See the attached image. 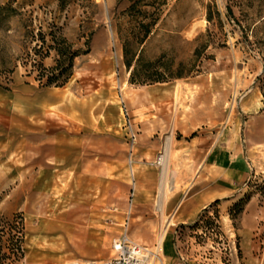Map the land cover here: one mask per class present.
Wrapping results in <instances>:
<instances>
[{
    "label": "rangeland",
    "instance_id": "374dc122",
    "mask_svg": "<svg viewBox=\"0 0 264 264\" xmlns=\"http://www.w3.org/2000/svg\"><path fill=\"white\" fill-rule=\"evenodd\" d=\"M9 1L23 8L0 15V224H22L17 264L107 260L123 234L163 264H264V0H169L144 57L199 71L145 85L122 60L125 0ZM52 21L77 48L91 32L90 51L65 85L39 87L29 31ZM239 150L252 174L233 186Z\"/></svg>",
    "mask_w": 264,
    "mask_h": 264
},
{
    "label": "trees",
    "instance_id": "16d2710c",
    "mask_svg": "<svg viewBox=\"0 0 264 264\" xmlns=\"http://www.w3.org/2000/svg\"><path fill=\"white\" fill-rule=\"evenodd\" d=\"M58 11H62L69 2L77 0H55ZM92 7H97L93 0H88ZM117 2L120 0H116ZM126 7L118 13V18L125 19L126 26H117V36L121 42L122 60L129 72L128 81L131 84L145 85L168 82L173 79L188 77L199 70L194 64L184 69L180 62L174 68V60L166 58L165 54L148 60L144 57V43L151 35L155 25L160 20L164 6L169 0H125ZM23 6L12 7L11 2L0 5V15H18ZM209 20V17H208ZM30 39L35 41L32 47L31 71L39 87H62L73 74L74 61L82 54L90 51L91 32L83 45L85 49L75 47L63 33V26L54 21L48 23L47 30L41 26L36 33L29 31ZM203 46L193 51L197 59ZM52 56V64L45 66L43 60ZM218 200H215L217 202ZM22 224L12 226L0 224V264H17L23 257Z\"/></svg>",
    "mask_w": 264,
    "mask_h": 264
},
{
    "label": "built area",
    "instance_id": "2783aa9c",
    "mask_svg": "<svg viewBox=\"0 0 264 264\" xmlns=\"http://www.w3.org/2000/svg\"><path fill=\"white\" fill-rule=\"evenodd\" d=\"M124 112L127 115L125 106ZM127 134L132 141L135 140V132L129 119L125 121ZM159 160V159H158ZM114 256L107 260H87L68 264H163L157 251H152L148 246L139 244L123 234L112 242Z\"/></svg>",
    "mask_w": 264,
    "mask_h": 264
},
{
    "label": "crops",
    "instance_id": "0c3cea01",
    "mask_svg": "<svg viewBox=\"0 0 264 264\" xmlns=\"http://www.w3.org/2000/svg\"><path fill=\"white\" fill-rule=\"evenodd\" d=\"M246 158L242 154V150H239L236 154H233L232 156L229 155L227 157L226 161V169L229 172V178L227 179V182L231 183L233 186H235L236 181L243 182L245 180H248L251 177V167L245 160ZM200 200V199H199ZM213 200V198H212ZM211 200H208L207 202H203L200 200L201 204H196L195 208H193V211H190V215L193 217H196L199 213V211ZM186 206H188V203L184 202L183 205V211L186 209ZM185 208V209H184ZM182 210V209H181ZM258 211H250V213L245 214V219L249 218L251 220H254L255 217L258 215ZM186 211L182 212L180 215H185ZM188 214V216H189ZM252 233V229H250V235ZM166 253L169 255L171 254L170 247L166 246Z\"/></svg>",
    "mask_w": 264,
    "mask_h": 264
},
{
    "label": "bare ground",
    "instance_id": "6f19581e",
    "mask_svg": "<svg viewBox=\"0 0 264 264\" xmlns=\"http://www.w3.org/2000/svg\"><path fill=\"white\" fill-rule=\"evenodd\" d=\"M169 145H170V139H167L165 142V146H164L165 164H164L163 176L165 175V171H166L167 157H168V153H169ZM163 181H164V179H163ZM164 185L162 186V189L160 191L162 197H163V195H165V186ZM159 250H160V246H159ZM64 264H68V263H64Z\"/></svg>",
    "mask_w": 264,
    "mask_h": 264
}]
</instances>
